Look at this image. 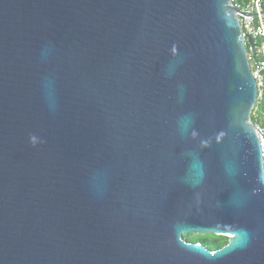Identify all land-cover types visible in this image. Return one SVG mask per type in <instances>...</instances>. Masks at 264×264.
Returning <instances> with one entry per match:
<instances>
[{"label":"water","instance_id":"water-1","mask_svg":"<svg viewBox=\"0 0 264 264\" xmlns=\"http://www.w3.org/2000/svg\"><path fill=\"white\" fill-rule=\"evenodd\" d=\"M238 13L232 0H0V264H264Z\"/></svg>","mask_w":264,"mask_h":264},{"label":"built area","instance_id":"built-area-1","mask_svg":"<svg viewBox=\"0 0 264 264\" xmlns=\"http://www.w3.org/2000/svg\"><path fill=\"white\" fill-rule=\"evenodd\" d=\"M264 0H232L243 13H238L242 38L253 77L258 87V100L264 91ZM264 161V125L254 122ZM264 164V162H263Z\"/></svg>","mask_w":264,"mask_h":264},{"label":"trees","instance_id":"trees-1","mask_svg":"<svg viewBox=\"0 0 264 264\" xmlns=\"http://www.w3.org/2000/svg\"><path fill=\"white\" fill-rule=\"evenodd\" d=\"M263 6H264V1H263ZM255 107L260 113L264 114V91H263V95L261 99L257 101V104ZM251 119L253 122H256V120L253 119L252 115H251ZM183 237L186 238V240L190 242H194V243L200 242L211 250L219 249L223 247L224 245H226V243L228 242V237L213 235V234L200 235V234L189 233L187 235H184Z\"/></svg>","mask_w":264,"mask_h":264},{"label":"crops","instance_id":"crops-1","mask_svg":"<svg viewBox=\"0 0 264 264\" xmlns=\"http://www.w3.org/2000/svg\"><path fill=\"white\" fill-rule=\"evenodd\" d=\"M256 106V105H255ZM252 116L253 119L256 120V123H260L264 125V114L260 113L256 107H254L253 111H252Z\"/></svg>","mask_w":264,"mask_h":264}]
</instances>
